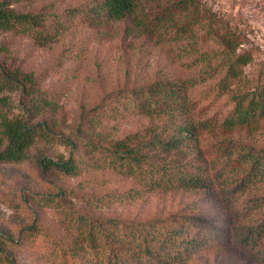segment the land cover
<instances>
[{
	"label": "rangeland",
	"instance_id": "374dc122",
	"mask_svg": "<svg viewBox=\"0 0 264 264\" xmlns=\"http://www.w3.org/2000/svg\"><path fill=\"white\" fill-rule=\"evenodd\" d=\"M94 1L12 2L15 11L67 22L68 28L45 45L25 35L0 32V45L7 51L0 55V64L33 75L39 90L55 103L39 109L31 120L45 123L49 139L30 147L25 161L0 164V264H82L88 255L72 250L75 231L69 216L143 221L163 220L178 212L209 220L216 236L224 239L221 245L211 244L193 254L185 264H256L235 240L264 214V204L256 209H247L246 204L264 195V179L235 194L230 206L224 197L247 170L236 158L264 149V119L250 129L200 131L196 139H184L164 157L172 170L210 178L211 190H155L133 201H109L140 186L106 168L79 165L76 175L67 176L55 168L44 169L39 162L65 160L69 154L86 159L84 140L107 148L122 138H128L127 146L143 144L153 135L164 138L177 123L137 114L121 98L122 91L157 81L204 78L188 91L191 118L221 120L232 105L231 94L264 81V0H190L192 6L176 11L182 13L175 17L178 23L196 22L185 34L174 28L145 27L155 14L183 0H152L137 9L136 17L89 24L80 16ZM72 13L78 16L71 19ZM224 32L238 36L235 53L247 54L250 62L241 67V80L232 82L231 91L219 96L216 85L226 66L218 38ZM3 94L8 97V106L0 109L4 114L30 117L29 98L18 91ZM62 137L74 144L72 149L58 142Z\"/></svg>",
	"mask_w": 264,
	"mask_h": 264
},
{
	"label": "trees",
	"instance_id": "16d2710c",
	"mask_svg": "<svg viewBox=\"0 0 264 264\" xmlns=\"http://www.w3.org/2000/svg\"><path fill=\"white\" fill-rule=\"evenodd\" d=\"M18 1L23 0H0V32L25 35L34 42L45 45L68 28L67 22L54 16L13 10L11 3ZM149 1L152 0H96L80 17L89 24L136 17L137 9L142 10V5ZM191 6L190 0H183L165 8L155 14L145 27L174 28L175 32L185 34L196 22L193 23L191 19L186 23H178L175 17L182 12L176 11H187ZM72 15L73 13L70 15L71 19L78 16ZM140 23L142 22L137 24ZM239 42L238 36L225 32L218 38V43L222 46V63L226 66L224 76L216 85L215 94L219 96L231 91L232 82L238 83L241 80V67L250 62L247 54L235 53ZM6 52V48L0 45V55ZM202 57L205 60L206 56ZM203 82L204 78L201 77L157 81L121 92L124 93L121 98L128 100L137 114L149 118L167 117L170 123H177L164 138L153 135L143 144L132 146L125 144L128 138H122L111 142L107 148L98 146L92 140H84L81 145L88 158L74 159L69 154L65 160L44 158L40 160V165L44 169H58L67 176L76 175L79 165L94 169L106 168L132 179L140 186L139 189H129L122 194L113 195L114 198L109 201H133L141 198L145 192L155 190H211L213 186L210 178L203 174H191L177 167L172 170L170 164H165L164 157L167 153L176 151L184 139H196L200 131H212L216 127L224 131L250 129L264 119V81H259L249 90L231 94L229 100L232 105L221 120L193 121L190 115L193 103L188 91L197 83ZM13 91L29 98L26 111L30 117L26 119L14 114L8 116L0 110V164L25 161L30 147L39 140L50 137L44 122L33 123L31 120L35 112L39 113V109L54 107L55 103L39 90L33 75L19 68L0 64V109L8 106V97L3 93ZM57 140L62 145L73 148L74 144L69 139L62 137ZM158 148L162 152H157ZM236 160L247 165V170L226 191L224 199L227 201L224 204L228 203L229 206L235 194L264 179V149L256 153L243 152ZM246 204L247 209L259 208L264 204V195L254 200L249 199ZM66 219L73 223L75 231L72 250H83L88 255L82 264H185L198 251L211 244L224 243V239L216 236L209 220L182 212L163 220L128 221L90 218L82 214ZM235 242L249 252L256 264H264V214L253 228H245ZM82 255L85 256L84 253Z\"/></svg>",
	"mask_w": 264,
	"mask_h": 264
}]
</instances>
